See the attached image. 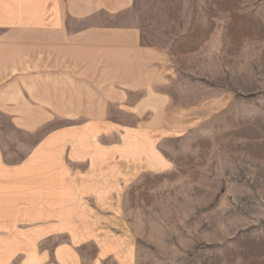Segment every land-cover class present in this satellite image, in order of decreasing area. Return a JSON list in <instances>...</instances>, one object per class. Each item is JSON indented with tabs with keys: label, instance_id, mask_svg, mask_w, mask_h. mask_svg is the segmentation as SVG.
I'll return each instance as SVG.
<instances>
[{
	"label": "crops",
	"instance_id": "obj_1",
	"mask_svg": "<svg viewBox=\"0 0 264 264\" xmlns=\"http://www.w3.org/2000/svg\"><path fill=\"white\" fill-rule=\"evenodd\" d=\"M133 5L0 0V264H136L111 214L126 182L158 173L174 114L155 91L167 54L117 23ZM112 107L149 120L124 127Z\"/></svg>",
	"mask_w": 264,
	"mask_h": 264
},
{
	"label": "rangeland",
	"instance_id": "obj_2",
	"mask_svg": "<svg viewBox=\"0 0 264 264\" xmlns=\"http://www.w3.org/2000/svg\"><path fill=\"white\" fill-rule=\"evenodd\" d=\"M117 23L167 54L155 91L174 116L158 173L126 182L115 200V230L136 264H264V0H134ZM111 114L124 127L149 120Z\"/></svg>",
	"mask_w": 264,
	"mask_h": 264
}]
</instances>
